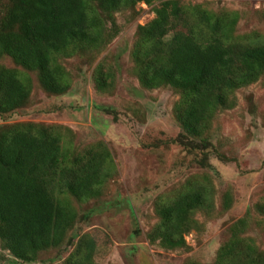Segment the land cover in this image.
I'll list each match as a JSON object with an SVG mask.
<instances>
[{
    "label": "trees",
    "instance_id": "obj_1",
    "mask_svg": "<svg viewBox=\"0 0 264 264\" xmlns=\"http://www.w3.org/2000/svg\"><path fill=\"white\" fill-rule=\"evenodd\" d=\"M158 1L155 17L138 27L133 71L142 88L171 87L179 94L173 108L183 133L178 142L208 158L218 113L235 107L237 91L264 79V43L236 40L235 14L217 15L178 0H8L0 19V59L22 70L0 65V117L28 106L31 74L46 94H68L72 78L62 59L101 53L118 34L116 14ZM112 79L99 65L97 91H109ZM72 135L60 125L0 126V246L16 261L35 263L42 252L64 254L67 246L71 251L60 264H95L97 242L80 232L88 217L75 203L100 199L115 167L105 143L73 151L64 144ZM231 205L227 192L222 207ZM255 209L264 216V203ZM214 210L210 177H193L174 197L157 202L158 222L148 240L163 250H187L186 238L203 229L197 214ZM252 219L248 212L230 226L213 264H264V250L250 234ZM258 227L264 237V221Z\"/></svg>",
    "mask_w": 264,
    "mask_h": 264
},
{
    "label": "rangeland",
    "instance_id": "obj_2",
    "mask_svg": "<svg viewBox=\"0 0 264 264\" xmlns=\"http://www.w3.org/2000/svg\"><path fill=\"white\" fill-rule=\"evenodd\" d=\"M182 6H198L217 15L237 16L234 38L264 43V0H178ZM8 0H0V19ZM153 6L143 3L116 14L117 36L99 54L62 59L72 88L64 96L46 94L36 74L28 106L0 117V126L33 122L60 125L73 131L64 144L81 151L103 142L113 156L114 174L103 196L76 206L86 221L78 225L97 242L95 264H184L193 260L213 264L219 248L230 237L229 228L248 212L251 236L264 250V237L256 205L264 203V79L236 92L233 109L218 113L210 133L208 158L199 149L184 147L182 130L173 113L179 94L171 87L146 90L133 71L131 51L139 26L154 17ZM235 14V15H234ZM0 65L17 68L9 58ZM99 65L113 76V87L99 92L94 75ZM209 176L214 188L212 215L199 212L202 231L189 235V249L163 250L148 240L157 224V202L174 197L187 180ZM232 195L230 209L223 197ZM257 220V221H255ZM42 252L35 263L16 261L0 246L2 264H60L70 253L66 246Z\"/></svg>",
    "mask_w": 264,
    "mask_h": 264
}]
</instances>
